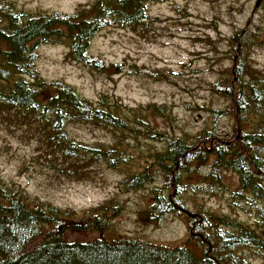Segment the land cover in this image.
<instances>
[{
    "label": "trees",
    "instance_id": "trees-1",
    "mask_svg": "<svg viewBox=\"0 0 264 264\" xmlns=\"http://www.w3.org/2000/svg\"><path fill=\"white\" fill-rule=\"evenodd\" d=\"M167 1L92 0L65 14L29 12L0 0V121L30 132L42 150L41 166L58 178L89 181L103 165L123 174L125 193L152 185L141 214L154 223L167 216L184 219L188 241L170 247L141 237L109 239L104 232L123 207L118 200L76 212L40 202L0 180V264L264 261V71L251 57L264 46V31L252 19L230 37V64L208 84L225 106L208 109L207 122L193 134L153 126L152 120L163 119L172 127L164 104L131 107L107 94L94 103L61 80H46L35 67L41 45H60L66 59L103 74L112 65L90 54L92 38L114 28L145 35L153 23L148 5ZM259 4L264 10V0ZM222 117L232 123L227 131L219 126ZM74 126L107 132L111 142L76 140L69 134ZM226 174L237 177L234 191L223 183ZM216 191L227 193L230 214L187 204V195ZM240 213L246 220L236 216ZM76 232L98 236L67 237Z\"/></svg>",
    "mask_w": 264,
    "mask_h": 264
},
{
    "label": "rangeland",
    "instance_id": "rangeland-1",
    "mask_svg": "<svg viewBox=\"0 0 264 264\" xmlns=\"http://www.w3.org/2000/svg\"><path fill=\"white\" fill-rule=\"evenodd\" d=\"M29 12L72 14L92 0H7ZM258 0H169L149 4L153 23L145 35L127 29H107L92 38L89 52L107 66L105 73L91 71L66 59L60 45H41L35 67L48 81L61 80L71 85L85 99L96 102L107 94L123 104L137 107L166 105L173 116L170 127L163 119L152 120L161 131L175 134L195 133L207 122L208 109L222 108L225 101L209 91L208 84L229 66L228 40L252 19L264 31V10ZM252 24V25H253ZM254 65L264 71V46L251 54ZM228 118L219 126L227 131ZM0 121V180L18 186L33 199L60 209L82 212L116 199L122 209L111 221L104 235L109 238L141 237L157 245L175 247L187 242L185 220L167 216L154 222L141 214L150 201L152 185L125 193L123 174L100 165L89 181L70 182L56 177L40 163L42 150L30 132ZM70 137L86 143L111 142L104 131L74 126ZM205 169L200 174L204 175ZM198 182L200 178H194ZM224 185L231 191L238 187L237 177L226 174ZM190 209L201 207L215 214H230L228 195L216 191L210 196L187 195ZM246 220L244 214L236 215ZM96 232L68 233L70 240L88 241ZM190 247L193 249L192 243ZM253 264H264L254 259Z\"/></svg>",
    "mask_w": 264,
    "mask_h": 264
},
{
    "label": "water",
    "instance_id": "water-1",
    "mask_svg": "<svg viewBox=\"0 0 264 264\" xmlns=\"http://www.w3.org/2000/svg\"><path fill=\"white\" fill-rule=\"evenodd\" d=\"M259 2H260V0H258V1H257V3H256V7H258V6H259Z\"/></svg>",
    "mask_w": 264,
    "mask_h": 264
}]
</instances>
